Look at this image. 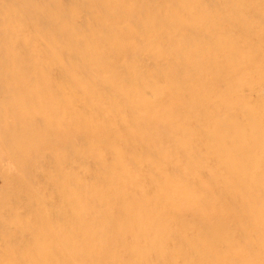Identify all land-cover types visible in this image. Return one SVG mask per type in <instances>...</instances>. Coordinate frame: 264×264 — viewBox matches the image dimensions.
I'll return each mask as SVG.
<instances>
[{"label": "rangeland", "instance_id": "obj_1", "mask_svg": "<svg viewBox=\"0 0 264 264\" xmlns=\"http://www.w3.org/2000/svg\"><path fill=\"white\" fill-rule=\"evenodd\" d=\"M0 264H264V0H0Z\"/></svg>", "mask_w": 264, "mask_h": 264}]
</instances>
